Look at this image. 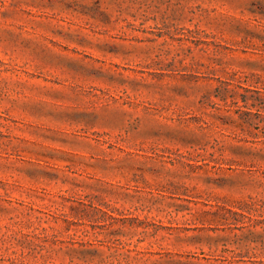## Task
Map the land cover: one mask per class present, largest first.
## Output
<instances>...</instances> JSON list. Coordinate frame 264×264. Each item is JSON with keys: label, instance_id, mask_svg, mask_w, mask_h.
Here are the masks:
<instances>
[{"label": "rangeland", "instance_id": "374dc122", "mask_svg": "<svg viewBox=\"0 0 264 264\" xmlns=\"http://www.w3.org/2000/svg\"><path fill=\"white\" fill-rule=\"evenodd\" d=\"M0 264H264V0H0Z\"/></svg>", "mask_w": 264, "mask_h": 264}]
</instances>
